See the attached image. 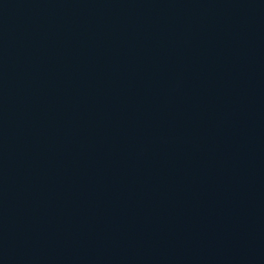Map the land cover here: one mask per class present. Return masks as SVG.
Masks as SVG:
<instances>
[{
    "label": "water",
    "instance_id": "water-1",
    "mask_svg": "<svg viewBox=\"0 0 264 264\" xmlns=\"http://www.w3.org/2000/svg\"><path fill=\"white\" fill-rule=\"evenodd\" d=\"M0 264H264V0H0Z\"/></svg>",
    "mask_w": 264,
    "mask_h": 264
}]
</instances>
